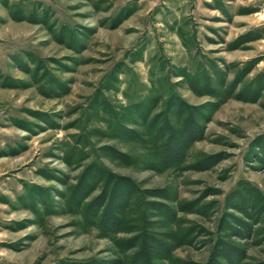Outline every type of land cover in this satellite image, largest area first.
I'll use <instances>...</instances> for the list:
<instances>
[{"label": "rangeland", "instance_id": "1", "mask_svg": "<svg viewBox=\"0 0 264 264\" xmlns=\"http://www.w3.org/2000/svg\"><path fill=\"white\" fill-rule=\"evenodd\" d=\"M0 264H264V0H0Z\"/></svg>", "mask_w": 264, "mask_h": 264}]
</instances>
